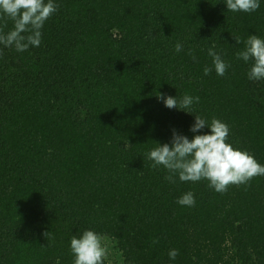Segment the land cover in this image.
Wrapping results in <instances>:
<instances>
[{"label": "trees", "instance_id": "16d2710c", "mask_svg": "<svg viewBox=\"0 0 264 264\" xmlns=\"http://www.w3.org/2000/svg\"><path fill=\"white\" fill-rule=\"evenodd\" d=\"M56 2L38 47L0 45V264H73L71 238L87 229L124 264H264V176L218 193L207 180L170 182L146 157L173 129L210 132H191L195 115L156 95L187 93L264 165V80L236 57L249 35L264 38V0L252 13L225 0ZM189 191L195 205H179Z\"/></svg>", "mask_w": 264, "mask_h": 264}, {"label": "clouds", "instance_id": "9594fccd", "mask_svg": "<svg viewBox=\"0 0 264 264\" xmlns=\"http://www.w3.org/2000/svg\"><path fill=\"white\" fill-rule=\"evenodd\" d=\"M225 4L227 11L234 13H252L260 7L259 0H225ZM58 7L56 0H0V45L14 47L17 52L38 47L42 41L43 26ZM8 20L13 22V28L5 32ZM234 38L236 44L241 43L240 37ZM244 44V49L237 52L236 57L245 62H253L248 71V79L264 80V38L249 35ZM182 49L183 44L177 42L175 50L180 52ZM2 54L0 51V55ZM188 54L193 55L191 50ZM208 55L212 57L216 74L224 76L230 63L215 51V44L208 49ZM212 70L213 68L205 66L203 71L205 75H209ZM156 95L167 108L195 115L191 132L199 133L204 128L210 129V132L194 135L191 139L173 129L170 144L157 143L155 148L146 153L153 168L163 167L167 170L169 175L165 179L173 183L176 176L181 182L207 180L210 188L223 193L231 185H247L253 178L264 176V165L258 163L247 150L236 148L228 142L230 128L226 122L215 117L209 122L203 116L195 114L194 106L199 103V96L186 93L178 98L159 92ZM195 202L191 191L177 200L179 205L188 207L194 206ZM48 235L49 232H46L45 236ZM155 243H158V239L153 240V244ZM70 248L74 256L73 264H105L112 253L109 237L94 229H87L79 236L73 235ZM178 255V249H171L168 253L171 260H175Z\"/></svg>", "mask_w": 264, "mask_h": 264}, {"label": "rangeland", "instance_id": "374dc122", "mask_svg": "<svg viewBox=\"0 0 264 264\" xmlns=\"http://www.w3.org/2000/svg\"><path fill=\"white\" fill-rule=\"evenodd\" d=\"M110 241L112 243V253L108 259L110 260L111 264H124V259L122 258L116 243L112 239H110Z\"/></svg>", "mask_w": 264, "mask_h": 264}]
</instances>
